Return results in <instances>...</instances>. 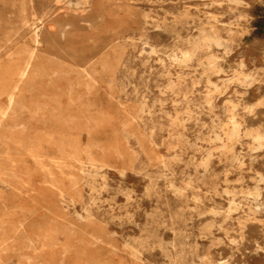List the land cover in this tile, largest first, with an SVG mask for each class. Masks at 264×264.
<instances>
[{
	"label": "rangeland",
	"instance_id": "obj_1",
	"mask_svg": "<svg viewBox=\"0 0 264 264\" xmlns=\"http://www.w3.org/2000/svg\"><path fill=\"white\" fill-rule=\"evenodd\" d=\"M0 264H264V0H0Z\"/></svg>",
	"mask_w": 264,
	"mask_h": 264
},
{
	"label": "bare ground",
	"instance_id": "obj_2",
	"mask_svg": "<svg viewBox=\"0 0 264 264\" xmlns=\"http://www.w3.org/2000/svg\"><path fill=\"white\" fill-rule=\"evenodd\" d=\"M25 58V57H24Z\"/></svg>",
	"mask_w": 264,
	"mask_h": 264
}]
</instances>
